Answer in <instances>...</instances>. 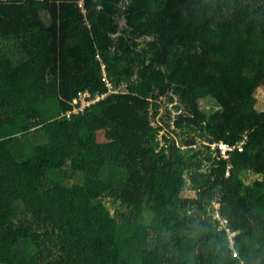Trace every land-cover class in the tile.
<instances>
[{
    "label": "trees",
    "instance_id": "16d2710c",
    "mask_svg": "<svg viewBox=\"0 0 264 264\" xmlns=\"http://www.w3.org/2000/svg\"><path fill=\"white\" fill-rule=\"evenodd\" d=\"M79 2L0 0V264H264V0Z\"/></svg>",
    "mask_w": 264,
    "mask_h": 264
},
{
    "label": "built area",
    "instance_id": "2783aa9c",
    "mask_svg": "<svg viewBox=\"0 0 264 264\" xmlns=\"http://www.w3.org/2000/svg\"><path fill=\"white\" fill-rule=\"evenodd\" d=\"M82 3H83V0H80L79 5L81 7H82ZM82 10L84 9L82 8ZM102 66L103 68L105 67L104 64ZM103 80L105 82L107 90L103 93H96L95 95H92L88 90L79 92L78 97L74 99V103L76 104L78 103V106L74 108L73 112H78V111L85 109L86 107L90 106L96 101H99L105 98L106 95L112 92H125L126 91L125 84H121V86L116 87L115 84L107 77L106 74L103 75ZM168 105L171 107L173 104L169 103ZM246 140H247V134H245L243 138L236 143H229L226 141H203V143L208 146V149L212 155L213 160L218 161L221 159L229 160L231 153L236 151V149L243 150V145ZM230 166L231 165H229V168ZM226 174L227 175L229 174V169ZM213 204L215 207V212L213 216L219 219L220 225L224 226L226 221L220 218V215L218 212L219 204L216 201L213 202ZM233 254H236V253H233Z\"/></svg>",
    "mask_w": 264,
    "mask_h": 264
},
{
    "label": "rangeland",
    "instance_id": "374dc122",
    "mask_svg": "<svg viewBox=\"0 0 264 264\" xmlns=\"http://www.w3.org/2000/svg\"><path fill=\"white\" fill-rule=\"evenodd\" d=\"M123 22H120V25H122ZM255 96L257 98V102H256V108L259 111H264V89L260 88L256 91ZM201 107L204 111L208 112V113H212L215 111L219 110V106L218 104L215 102L214 99L207 97V98H203L201 100ZM167 133L169 135H174V132L172 131V127L168 128L165 127L164 130L161 131V134ZM161 138V135H160ZM259 175L255 174V173H248L247 175L244 176V181L246 183H251L253 182L255 179L258 178ZM193 193V191H191Z\"/></svg>",
    "mask_w": 264,
    "mask_h": 264
}]
</instances>
